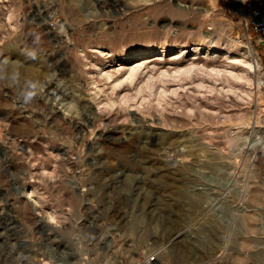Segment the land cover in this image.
<instances>
[{
    "label": "rangeland",
    "instance_id": "374dc122",
    "mask_svg": "<svg viewBox=\"0 0 264 264\" xmlns=\"http://www.w3.org/2000/svg\"><path fill=\"white\" fill-rule=\"evenodd\" d=\"M258 7L264 0H0V62L41 84L24 105L0 82V264H264ZM246 39L259 71L245 63ZM208 46L237 55L239 73L127 78L132 52L165 61Z\"/></svg>",
    "mask_w": 264,
    "mask_h": 264
},
{
    "label": "bare ground",
    "instance_id": "6f19581e",
    "mask_svg": "<svg viewBox=\"0 0 264 264\" xmlns=\"http://www.w3.org/2000/svg\"><path fill=\"white\" fill-rule=\"evenodd\" d=\"M244 46L246 47V54H247V56L245 58V63L248 65V68L252 69L253 71H255V70L259 71L260 63H259V60H258V55H257L255 49L253 48V46L251 45V42L248 39H246V41H244ZM211 48L213 50V48H215V46H208L206 54H207V56L209 54L210 55L209 57L197 55V52H198L199 48L193 47V50L195 51L194 54H192L190 56L185 55L187 51L184 50L185 48H183V49H180L179 51H176V52L172 53L171 55H173V56L170 55L171 57H168L167 59H165V61H162L163 51L160 54V58H157V57L155 59L151 58V60H147V59L149 58L148 55H150V53H152V52H138V53L137 52H132V53L129 54V57L125 58L124 60H126V59L127 60H133V58L134 59L138 58V59L135 60V61L133 60L134 61L132 63L133 65H130L128 68H126L127 72H128L127 78H129L132 81H134V80H137L139 78V76H142L141 74H146V72H149V71H152V70L153 71H159V73H161L162 75H167L168 72L171 71V70L175 71L176 73H179V74H184V75L189 74L190 75L192 72H194L196 69H198L201 66H210L211 69L215 70L216 72H222L224 70V68H227V69H229V70H227L229 73H231L232 75L236 76L239 73V70H240V65L238 64V62H236L238 60L237 59L238 58L237 55L234 56L232 54H229L228 51H224L223 52L224 56H223V55H220L219 53H217L216 50H214L213 52L208 53V50L211 49ZM180 58H182V59H180ZM225 58L229 59L230 61L223 65L222 62H224ZM222 67H224V68H222ZM227 71H225V72H227ZM159 73H158V75H159ZM108 76H110V75H108ZM160 78H162V77H160ZM146 79H148V78H146ZM151 79H150V81H151ZM149 86H150V84H149ZM199 86H201V84H198V87ZM202 86H203V84H202ZM81 101H82L81 104H82L83 107H85L88 111H90V113H95L96 109H95V107H93V105L91 103H89L85 99L84 100L82 99ZM55 112H54V114H56ZM52 114H53V112H52ZM60 114H58V115H60ZM233 138L235 140V137H233ZM197 140H199V139H197ZM196 157H197V155H196ZM180 160H181V158L174 159L175 163L177 161L179 163ZM181 163H183V162H180V164ZM263 182H264V180H263Z\"/></svg>",
    "mask_w": 264,
    "mask_h": 264
},
{
    "label": "clouds",
    "instance_id": "9594fccd",
    "mask_svg": "<svg viewBox=\"0 0 264 264\" xmlns=\"http://www.w3.org/2000/svg\"><path fill=\"white\" fill-rule=\"evenodd\" d=\"M38 44L39 36L35 38ZM27 58L35 60L38 58V51L33 49L27 53ZM11 58L6 57L0 62V82H8L10 85L19 88V98L24 105L32 104L38 97L40 91V81L22 78L18 68L12 67Z\"/></svg>",
    "mask_w": 264,
    "mask_h": 264
},
{
    "label": "built area",
    "instance_id": "2783aa9c",
    "mask_svg": "<svg viewBox=\"0 0 264 264\" xmlns=\"http://www.w3.org/2000/svg\"><path fill=\"white\" fill-rule=\"evenodd\" d=\"M250 23L253 31L256 33L258 41L264 44V9L258 7L250 12ZM157 253L148 254L146 261L151 263L156 260Z\"/></svg>",
    "mask_w": 264,
    "mask_h": 264
}]
</instances>
